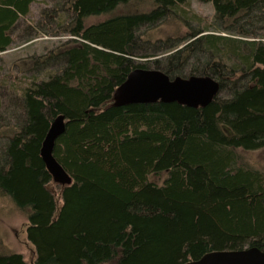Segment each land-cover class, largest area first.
Wrapping results in <instances>:
<instances>
[{
    "label": "trees",
    "instance_id": "trees-1",
    "mask_svg": "<svg viewBox=\"0 0 264 264\" xmlns=\"http://www.w3.org/2000/svg\"><path fill=\"white\" fill-rule=\"evenodd\" d=\"M37 1L0 0V53L57 38L0 67V196L26 214L34 264H186L264 250V169L241 157L264 159V0H63L43 10L52 23L17 42ZM191 1L213 6L206 27L187 21ZM175 22L185 33L147 43ZM138 68L211 77L220 93L198 109L114 107ZM61 116L54 157L65 186L41 156ZM0 264L28 262L0 253Z\"/></svg>",
    "mask_w": 264,
    "mask_h": 264
},
{
    "label": "water",
    "instance_id": "water-1",
    "mask_svg": "<svg viewBox=\"0 0 264 264\" xmlns=\"http://www.w3.org/2000/svg\"><path fill=\"white\" fill-rule=\"evenodd\" d=\"M220 93V84L211 77L191 76L171 79L161 71L138 68L131 72L113 96V106L133 104L177 103L189 108H205ZM66 131L63 116L56 119L43 143L41 156L54 181L70 185L72 179L54 157L58 138ZM186 264H264V250L253 247L241 251H219Z\"/></svg>",
    "mask_w": 264,
    "mask_h": 264
},
{
    "label": "rangeland",
    "instance_id": "rangeland-1",
    "mask_svg": "<svg viewBox=\"0 0 264 264\" xmlns=\"http://www.w3.org/2000/svg\"><path fill=\"white\" fill-rule=\"evenodd\" d=\"M63 0H38L30 7V14L20 21L19 28L15 30V39L17 42H21L27 38H34L36 36L35 26L40 23L41 26H45L47 23H52L54 18H49L47 12L44 16L43 10L49 12L57 9L58 3H62ZM187 9V21L194 29L199 27H206L214 18V10L211 4L200 3L197 1H191ZM57 17V15H55ZM51 17V16H50ZM186 21V20H183ZM173 25L161 24L151 34H147V43H156L158 40L166 39L168 36H174L180 34L181 31L185 33L186 26H182L181 23ZM184 23V22H182ZM64 37L63 39H67ZM57 38H49L46 36H38L33 42L29 43V47L19 46V43L13 46L5 53H0V67L6 68L7 65L17 60L18 58H25L31 54H40L43 50L51 48L57 41ZM61 40V39H59ZM146 45L151 47L152 45ZM185 46V44L183 45ZM180 46L179 49L183 48ZM173 52H171L172 54ZM241 157L245 162L250 165H255L264 169V159L261 152H242ZM56 194L58 196L57 190ZM27 224L28 218L26 214H22L16 209L9 199L0 196V253H18L23 255L28 264H34L35 251L34 247L30 244L27 238ZM114 264V263H109Z\"/></svg>",
    "mask_w": 264,
    "mask_h": 264
}]
</instances>
